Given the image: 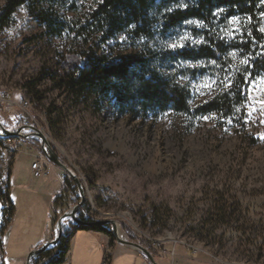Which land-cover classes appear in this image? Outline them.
Wrapping results in <instances>:
<instances>
[{"label": "rangeland", "instance_id": "rangeland-1", "mask_svg": "<svg viewBox=\"0 0 264 264\" xmlns=\"http://www.w3.org/2000/svg\"><path fill=\"white\" fill-rule=\"evenodd\" d=\"M5 1L0 0V9ZM97 1L55 3L52 9L76 26L87 21ZM218 18L216 35L226 48L224 59L169 62L179 80L191 88L194 104L230 87L235 74L248 64L249 54L241 45L246 40V19L224 13ZM257 24L264 29V7ZM204 30V23L191 19L166 36L146 42L158 53L195 46L203 42ZM79 41L67 31L62 35L49 32L27 6H20L0 27V87L9 85L13 101L29 106L5 107L1 119L13 126L36 125L45 132L84 187L85 201L79 213H88L92 220H117L121 236L128 238L123 229L126 224L153 255L165 248L167 264L178 249L192 252L193 246L203 250L196 253L216 251L228 264H264V73H247L243 88L247 98H242L230 118L210 113L187 119L173 110L157 117L121 115L112 99L98 101L93 95L61 93L44 75ZM143 44L123 32L101 48L114 59ZM173 44L177 47L172 48ZM34 78H40L36 87L43 91V103L53 110L52 127L46 109L37 108L28 94L25 84ZM34 148L27 153L32 154ZM71 180H61L64 187L57 196L64 211L81 199L73 176ZM35 207L28 217L26 212L22 215L24 229L19 240L23 242L43 223L50 226L48 213ZM72 219L65 218L62 226ZM2 221L0 212L1 241L10 226L5 232ZM107 226L113 230L111 224ZM69 238L71 256L74 236ZM89 245L101 250L102 264L103 246L95 241ZM135 252L116 248L109 264H140ZM77 253L78 246L74 264ZM0 264H5L3 247Z\"/></svg>", "mask_w": 264, "mask_h": 264}, {"label": "trees", "instance_id": "trees-1", "mask_svg": "<svg viewBox=\"0 0 264 264\" xmlns=\"http://www.w3.org/2000/svg\"><path fill=\"white\" fill-rule=\"evenodd\" d=\"M68 1L77 0H6L0 9V27L24 5L49 32L62 35L67 31L80 39L61 54L54 68L44 73L61 93L93 95L98 101L112 99L119 114L133 117L150 114L157 117L173 110L187 119L210 113L230 118L242 98H247L243 90L247 73H264V31L257 24L264 0H98L88 12L87 21L76 26L52 9L53 4ZM221 13L246 19L243 26L246 40L241 45L249 54L248 64L244 71L235 74L230 87L194 104L191 88L179 80L169 62L224 59L226 48L216 35V22ZM191 19L204 23L202 43L160 53L148 47L146 41L166 36ZM123 32L130 33L133 40L144 43L143 46L109 59L101 45ZM39 79L34 78L25 85L33 104L46 109L51 116L48 125L52 127L53 110L43 103V91L36 87ZM34 143L41 148L40 139H35ZM89 179L95 182L94 178ZM78 215L84 217L82 211ZM77 228L95 229L114 236L107 225L77 224ZM123 229L130 240L139 242L129 226L123 224ZM66 238H69L67 232L66 235L61 233L53 263L66 259L69 249ZM0 247H3L1 240Z\"/></svg>", "mask_w": 264, "mask_h": 264}, {"label": "crops", "instance_id": "crops-1", "mask_svg": "<svg viewBox=\"0 0 264 264\" xmlns=\"http://www.w3.org/2000/svg\"><path fill=\"white\" fill-rule=\"evenodd\" d=\"M34 149L35 151L32 152V154H28L25 151L19 153L11 169L10 186L15 208L13 220L7 232L5 231L6 233L3 239V256L5 264H27L28 254L52 239L55 224L58 218L65 212L63 209L64 205L57 202V196L61 194L64 187L63 182L58 177L59 170L55 166L50 175L35 177L31 169V162L34 157L41 154V150L36 147ZM34 205L36 206L35 208H43L44 211L48 213L50 226L47 223H43L44 225L42 228H39L40 230L37 229L25 240V242H23L19 240L24 229L22 226L24 217L22 215L26 212V216L28 217L34 209ZM73 236L71 256L69 255L68 249L66 255L67 262L74 264L73 256L76 246H78V259L76 264H100L101 250L99 251L97 247L95 250L92 249L89 243L95 241L96 244L102 245L105 237L104 232L95 229H84L83 231L78 229ZM117 248L120 250L134 249L136 251V256L140 257L141 261L145 259V256L140 255L135 248L130 246L121 244ZM101 249H103V247ZM164 249H159V251L154 254L158 264H167L165 261L167 252L166 249ZM170 264L216 263L211 255L189 252L181 247L178 249V253L174 252Z\"/></svg>", "mask_w": 264, "mask_h": 264}, {"label": "built area", "instance_id": "built-area-1", "mask_svg": "<svg viewBox=\"0 0 264 264\" xmlns=\"http://www.w3.org/2000/svg\"><path fill=\"white\" fill-rule=\"evenodd\" d=\"M13 89L9 88V85H6V87H0V113L3 112V109L5 107L11 106L13 104H19L21 107L26 108L29 106L27 103H21V101L16 102L13 101ZM1 123L8 129L16 130L20 126H13L9 122H4L0 117ZM22 126V125H21ZM3 130L0 128V212L3 218L2 225L3 229L6 231L7 227L11 224L13 220V212L15 208V204L12 198V190L10 186V174L11 169L13 166V163L21 151H30L32 148H34L35 143L34 140L38 139L35 137V135L32 133V130L23 128L20 131V134L14 135H4ZM54 163L45 155V153L42 151V144H41V154L34 157L33 161L31 162V169L33 172V175L35 177H41L44 175H50L53 171ZM55 167V166H54ZM58 177L63 182L71 181L72 182V176L69 172H67L64 169H61V171L58 172ZM83 218L81 219H92V217L88 214L82 211ZM79 214V213H78ZM73 221L71 220L70 223L64 224L65 226H62V232L66 235V230H74V233L78 229H73ZM64 230V231H63ZM57 234V229L55 227L53 237L50 240L51 242L46 247V249L35 255L32 260L31 264H42L43 262L50 261V256L52 254H56V250L58 247V241L54 242L53 239H55ZM104 241L102 242V246L104 248V255L102 258V264H109L110 257L113 253V251L120 245L117 243V240L114 236H112L109 233H104ZM72 238H66V242L70 244ZM119 244V245H118ZM153 248L158 249V245L154 244ZM138 253L142 256H145V259L141 261L140 264H151L150 260L146 257V255L141 251L138 250ZM203 251V250H197L194 249L193 251ZM152 252V251H151ZM205 252V251H204ZM210 254L213 258L216 264H228L225 262L217 253L214 252H206ZM53 264H69L67 262V259H65L62 262L53 263Z\"/></svg>", "mask_w": 264, "mask_h": 264}, {"label": "water", "instance_id": "water-1", "mask_svg": "<svg viewBox=\"0 0 264 264\" xmlns=\"http://www.w3.org/2000/svg\"><path fill=\"white\" fill-rule=\"evenodd\" d=\"M0 128L3 130V134L4 135H10V134H14V135H18L20 134V131L23 128L32 130V133L35 135L36 138L40 139L42 141V151L45 153V155L57 166L62 167L64 170H66L67 172H69L71 174V176H73V178L75 179L77 185L79 186L80 189V202L78 204H75L72 208L68 209L67 211H65L60 218L57 221V225H56V229H57V234L55 239H53L54 242H57L61 236V232H62V221L67 218V217H71L73 218L78 224H82L85 226H95V225H107V224H111L112 225V232L113 234L116 236L117 241L121 244L130 246L132 248L141 250L146 257L150 260V262L152 264H158L157 261L155 260V257L153 255V253L151 252V250L149 248H147L145 245L130 240L128 238L125 237H120L117 235L116 230H117V220L115 219H111V218H107V219H100V220H83L79 217L78 213L79 210L81 208V206L83 205L84 201H85V191H84V187L80 181V179L77 177L76 173L74 172V170L67 164L65 163L59 156V154L57 153V151L55 149H53V147L50 145L49 140L45 134V132L40 129L38 126L36 125H29V124H25L22 125L20 127H18L16 130H11L6 128L0 121ZM51 241L45 242L44 244H42L39 248H36L34 250H32L28 256H27V264H31V260L32 258L43 252L46 247L49 245Z\"/></svg>", "mask_w": 264, "mask_h": 264}, {"label": "bare ground", "instance_id": "bare-ground-1", "mask_svg": "<svg viewBox=\"0 0 264 264\" xmlns=\"http://www.w3.org/2000/svg\"><path fill=\"white\" fill-rule=\"evenodd\" d=\"M116 228H117V230H116L117 235L118 236H121L122 234H121V230H120V225L118 223H117V227ZM73 229H76V222L74 223V228ZM73 231L74 230H72V232H69L68 233L69 237H72L73 236ZM56 256H57V253L56 254H52L50 256V261L43 262L42 264H53V261H54V259H55Z\"/></svg>", "mask_w": 264, "mask_h": 264}, {"label": "snow or ice", "instance_id": "snow-or-ice-1", "mask_svg": "<svg viewBox=\"0 0 264 264\" xmlns=\"http://www.w3.org/2000/svg\"><path fill=\"white\" fill-rule=\"evenodd\" d=\"M262 31H264V29H262ZM171 47H172V48H176L177 45L173 44ZM181 47H183V45H181ZM245 63H247V61H245Z\"/></svg>", "mask_w": 264, "mask_h": 264}]
</instances>
